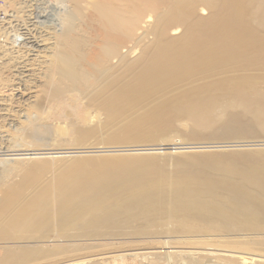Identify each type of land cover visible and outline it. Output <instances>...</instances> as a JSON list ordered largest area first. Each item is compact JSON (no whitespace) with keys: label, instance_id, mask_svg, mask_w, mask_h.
I'll return each instance as SVG.
<instances>
[{"label":"bare ground","instance_id":"6f19581e","mask_svg":"<svg viewBox=\"0 0 264 264\" xmlns=\"http://www.w3.org/2000/svg\"><path fill=\"white\" fill-rule=\"evenodd\" d=\"M131 104L182 111L224 141L108 145ZM218 105L251 119L219 124ZM5 138L19 147L0 148L17 157L9 170L34 179L0 181V264H264V0H0ZM97 153L124 157L70 163ZM127 230L160 240L118 243ZM69 231L120 236L51 246Z\"/></svg>","mask_w":264,"mask_h":264},{"label":"rangeland","instance_id":"374dc122","mask_svg":"<svg viewBox=\"0 0 264 264\" xmlns=\"http://www.w3.org/2000/svg\"><path fill=\"white\" fill-rule=\"evenodd\" d=\"M56 14H57L56 11L52 13V16L51 17L53 18V16H54L53 19H55V20L52 19L53 23L57 22L56 21V18L57 17L59 19V15L58 14L56 15ZM129 109H130V111L129 112H125V114L118 120L121 123L125 121L124 123L126 125L127 124H130L129 129H127L126 130L127 132H124V134L122 132V135L115 134V135L111 136V138H107L106 140H104V142L106 141L105 143H108V145H110L109 143H111V142L116 143L118 141H124L125 138L130 143H133V142H135V143L142 142L143 144H147V145L160 144L159 140L165 141V140H167L170 137H172V138L175 137V139L177 137V139H183V140L190 141V142H196V141H198V142H210V141L211 142H223L224 141L221 138H217V137L211 136L210 135L211 130L209 131V130L197 129L196 130V133L192 132L191 130H193L192 129L193 128V125H192L191 122L190 123H191L192 126L190 125V123L187 120V118L184 116V114H182V113H184L182 111L181 112H177V111H171V110H164L162 108L156 109L155 106L148 107V108L143 109V110H136V109H134L133 104L130 105V108ZM216 111L219 114V116H218L219 118L216 117V119H218L216 121H218L219 124H220V122L223 119H225L224 117H240L241 119H244L246 122H248L251 119L250 118L251 117L250 114H248L247 112H244V110L239 109V108L238 109L237 108L225 109V107L218 105V107L216 108ZM177 113H181V114H177ZM174 116H175L176 119H175V121L174 120L173 121L179 123V124L176 123L175 130H172V129H169V128L164 127V124H166L168 120L174 118ZM178 118H179V121L181 120V118L183 120L185 119V121H183L184 124L181 123L182 121L181 122L176 121ZM140 119H144V121L141 122V124L138 127H135L136 124H137L136 122L139 121ZM219 120H221V121H219ZM185 122H186V124H185ZM180 123H181V125H180ZM174 127H175V125H174ZM179 128H180V130H179ZM135 130H137V131H135ZM106 135H108V133L102 135L101 137H99V134H96L94 136V138H97L99 140V139L105 137ZM151 135H154L155 136V138H153V140L150 139V136ZM91 140H93V139L91 138ZM191 140H193V141H191ZM12 142H14V141H12L10 139H7V138L1 139L0 140V145H1L0 148L1 149H6L8 147L7 149H10V148H12V146L15 145V143H12ZM12 144H14V145H12ZM17 146H18V144H17ZM17 146L15 145L14 148L18 150L19 147H17ZM211 150L220 151L221 149H211ZM155 152H156L155 150H154V152L141 151V152H139L137 154H142V155H140L142 158L145 157V158L149 159L150 157L153 156V155L152 156L149 155V153L150 154H153ZM170 152L171 151L169 149L168 150H165V149L164 150L163 149L160 150L161 155L155 157V160L158 161V162L156 161L158 165L160 164L159 163L160 161H163L162 164H160V165H163L164 168L166 167V172H169L171 174V171H174L173 165L170 164V161L167 162L166 160H164L166 158V156ZM17 153H19V152H17ZM119 154L120 153H97V154H82V155L74 154L72 156H77L78 158L73 157V159H71L72 161L70 163H74V164L77 165V164H79L82 161V164L84 163V165H87L88 163L92 164L91 162H94L95 161L96 164L94 162L92 165H97V164H102L103 161H109L111 159H120V158L124 157V156H120ZM85 156H88L86 158H89L91 162H88L87 163V160H89V159L82 160V159H85ZM90 156H97V157L96 158H92ZM16 158L17 157H13V156H11V157H8V156H0V181L2 182V179L4 180L2 183L6 182V180H8L7 182H12V180H11L12 177L13 178L16 177V175H13V172L9 170L12 167V165L15 163V160L14 159H16ZM150 159H154V158H150ZM6 160H8V161H6ZM164 161H165V164H164ZM29 165L32 166L33 164H29ZM29 165H27V167H25V168H27V169L28 168H31V166L28 167ZM164 165H166V166H164ZM17 168H19V170L21 169L20 171H22V168L23 167L20 166V167H17ZM24 170H26V169H24ZM20 174H21L20 176H22V178H23V176H24V175H22L23 173H20ZM17 175H19V174H17ZM26 175L29 177V175L26 173L25 174V177H24L25 179H22V178H20V179H22L23 181H25L27 179L26 178L27 177ZM29 178H32V177H29ZM16 179H18V180H16ZM20 179L17 176L15 179H13V181H17V183H21V181H19ZM32 179H34V177ZM7 182H6V184H8ZM170 227H171V225H170ZM72 230H74V229H72ZM58 231L59 230H57V232ZM70 231H69V233H70V235L72 237H74V234L77 233V232H74L73 233V232H70ZM105 232H106V235L110 234V232H107V231H105ZM65 235L66 234H63V236H65ZM70 235H67V236H69V239H71L70 240L71 242L69 241V239L66 241L65 239L68 238V237L65 236L66 238H64V240H65L64 242H63V240H59V238H56L57 239L56 242L55 243H52L51 246L54 244V246L59 245V246L65 247V244H66V246L68 244H70V245H73V246L78 245V246H81V248H83V247L85 248V247H88L89 244H99V243H109V242L114 243V242H117L118 241L117 240L118 239L117 237L120 236V235H118L117 237L114 236V235L113 236H109V237L107 236L108 240H106L107 238L105 239L106 236H102V238L104 240L99 237L100 238V239L98 238L99 240L96 239V241H95V238H94L93 241H92L91 239H89V238H92V237H87L89 240L87 238L86 239L85 238L84 239L83 238L81 239L80 236H79V234H78L79 238H78V236L76 237V235H77L76 234L75 235L76 238L74 237L73 238L74 240L72 241V238H71ZM121 235H123V236H120L119 237L121 240L119 239L118 243L119 242L120 243H124L126 246H129V245L130 246H133V248H134V246H135V248H137V247L138 248H142V247L143 248H149L150 246L152 247L153 244H151L150 242H152V241L155 242L156 240L159 241L160 239H157L159 237H156V236H161L160 234H156L155 236L154 235H151V236L156 237L155 239L154 238L139 237V236L133 235L129 230H127L124 234H121ZM125 235L126 236L128 235L127 237H129V238L132 237V238L131 239H129V238L127 239V237H125ZM115 237L117 239H114ZM123 237L125 239H123ZM213 237H215V236H213ZM229 237H231V236H229ZM109 238H111V239L109 240ZM75 239L76 240L78 239V241H76ZM139 242H141V243H139ZM208 243L210 245H213V244L215 245L214 247H210V248H213V249L214 248H221L224 245L225 246L231 245V244H225V243H219V242H213V243L208 242ZM33 245H35V244H32V245L31 244L30 245L28 244L27 246H32L33 247ZM146 245H149V247H146ZM67 247H69V245ZM199 247H201V246H199ZM199 247L194 246L193 247V250L198 249ZM244 247L251 248V247H253V245L252 246H245L244 245ZM171 249L174 250L175 248H171ZM171 249H168V250H171ZM120 253H122V252H119V253H116V254H120ZM125 253H127V252H125ZM91 254H97V253H92L91 252ZM128 261H130V262H128ZM128 261H122L123 263L120 262V261H118V264H139L140 263L138 260H137V263H136L135 260H131V259L128 260ZM133 261H134V263H133ZM145 261H143L142 263L143 264H148L149 260H145Z\"/></svg>","mask_w":264,"mask_h":264}]
</instances>
